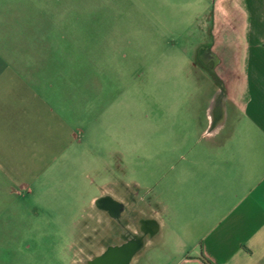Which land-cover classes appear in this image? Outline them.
Instances as JSON below:
<instances>
[{
    "label": "crops",
    "instance_id": "1",
    "mask_svg": "<svg viewBox=\"0 0 264 264\" xmlns=\"http://www.w3.org/2000/svg\"><path fill=\"white\" fill-rule=\"evenodd\" d=\"M189 1L196 41L192 55L176 60L191 70L176 73L179 88L169 99L159 96L157 124L172 131L159 137V192L138 222L150 232L133 231L143 238L133 262L264 264V0ZM102 6L0 0L4 209L41 201L42 177L71 161L112 175L110 165L98 171L92 161L135 153L132 116L145 104L134 87L135 63L148 70L151 41L137 42L134 27L119 24L124 14ZM197 95L203 101L196 106ZM105 196L124 206L110 193L93 204Z\"/></svg>",
    "mask_w": 264,
    "mask_h": 264
},
{
    "label": "rangeland",
    "instance_id": "2",
    "mask_svg": "<svg viewBox=\"0 0 264 264\" xmlns=\"http://www.w3.org/2000/svg\"><path fill=\"white\" fill-rule=\"evenodd\" d=\"M102 5L124 14L119 16V24L134 27L137 42L151 41L148 70L146 63H135L134 87L140 91L138 98L145 101L134 109L132 116L135 153L125 157L101 154L92 161L98 171L99 167L110 165L107 172L112 175H105L103 170V175H95L94 167H78L71 161V168L42 177L46 190L41 201L17 203L8 209L0 207V221L6 219L0 222V264H84L114 239L121 226L138 231V222L151 214L148 203L159 192L162 166L159 137L164 131L167 135L172 131L157 124L159 96L165 93L169 99V93L179 88L176 73L181 68L191 70L187 62L176 58L192 55L196 38L191 29L197 17L189 0H102ZM136 48L139 49L137 45ZM187 86L193 87L190 80ZM198 88H202V83ZM197 96L196 106L203 101L201 95ZM115 116L120 121L125 118L121 112ZM146 119L151 121L149 126L141 124ZM145 155L148 159L143 158ZM114 181L116 190L112 192L109 189ZM101 185L108 187L98 190ZM104 193L115 194L124 203L119 227L93 204V199Z\"/></svg>",
    "mask_w": 264,
    "mask_h": 264
},
{
    "label": "flooded vegetation",
    "instance_id": "3",
    "mask_svg": "<svg viewBox=\"0 0 264 264\" xmlns=\"http://www.w3.org/2000/svg\"><path fill=\"white\" fill-rule=\"evenodd\" d=\"M199 54H200L199 55L200 58L205 59L204 52L201 51ZM102 198H106V196ZM95 207L101 211H104V213L110 216L113 219V221L116 223V225L119 227L121 223V215H122V212L124 211L123 206L122 207L115 206L111 203V201L104 200L100 202L97 206L95 205ZM138 226L141 231L148 232V233L150 232L148 226L145 225L144 223H138ZM113 238L114 239L111 240V242L107 244L106 247L99 254L93 256L91 259L86 260L84 264H125L126 255L124 253H121V254L115 253V254H112L111 256H108L107 258H105L104 256L109 249L125 248L132 244L141 245V248L137 252V254H139V252H141L143 248L142 236L139 234L133 233L124 225L121 226V230L118 231L114 235ZM124 250H126V248ZM136 255L133 256L127 264H134L133 261ZM98 258H99V261H96ZM94 261L95 263H93Z\"/></svg>",
    "mask_w": 264,
    "mask_h": 264
},
{
    "label": "water",
    "instance_id": "4",
    "mask_svg": "<svg viewBox=\"0 0 264 264\" xmlns=\"http://www.w3.org/2000/svg\"><path fill=\"white\" fill-rule=\"evenodd\" d=\"M104 200H109L111 201V203L115 206H119V207H122V205L116 201H113L112 199L106 197V198H99L95 201V205L97 206L100 202L104 201ZM126 248V250H124ZM125 248H116V249H109L106 254H105V258H107L108 256H111L112 254H118V253H124L126 255V261H125V264H127L130 259L135 256L137 254V252L140 250L141 248V245L140 244H132V245H129ZM121 251V252H120ZM96 261H99V258L96 260ZM95 263V261L93 262Z\"/></svg>",
    "mask_w": 264,
    "mask_h": 264
},
{
    "label": "trees",
    "instance_id": "5",
    "mask_svg": "<svg viewBox=\"0 0 264 264\" xmlns=\"http://www.w3.org/2000/svg\"><path fill=\"white\" fill-rule=\"evenodd\" d=\"M200 259L205 263V264H210L208 261H206L203 257H200Z\"/></svg>",
    "mask_w": 264,
    "mask_h": 264
}]
</instances>
